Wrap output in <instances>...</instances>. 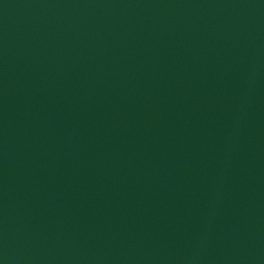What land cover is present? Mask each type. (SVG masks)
<instances>
[{"label":"water","instance_id":"95a60500","mask_svg":"<svg viewBox=\"0 0 264 264\" xmlns=\"http://www.w3.org/2000/svg\"><path fill=\"white\" fill-rule=\"evenodd\" d=\"M0 264H264V0H0Z\"/></svg>","mask_w":264,"mask_h":264}]
</instances>
